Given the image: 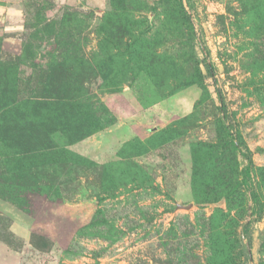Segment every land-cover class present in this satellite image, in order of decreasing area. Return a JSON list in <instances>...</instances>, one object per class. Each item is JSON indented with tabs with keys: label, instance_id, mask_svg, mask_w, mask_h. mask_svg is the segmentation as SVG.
I'll list each match as a JSON object with an SVG mask.
<instances>
[{
	"label": "rangeland",
	"instance_id": "1",
	"mask_svg": "<svg viewBox=\"0 0 264 264\" xmlns=\"http://www.w3.org/2000/svg\"><path fill=\"white\" fill-rule=\"evenodd\" d=\"M0 264H264V0H0Z\"/></svg>",
	"mask_w": 264,
	"mask_h": 264
},
{
	"label": "trees",
	"instance_id": "2",
	"mask_svg": "<svg viewBox=\"0 0 264 264\" xmlns=\"http://www.w3.org/2000/svg\"><path fill=\"white\" fill-rule=\"evenodd\" d=\"M186 24H187V27L190 31L193 30V26H192V23L190 21V19L188 17H186V20H185ZM219 101L221 103V107H220V110L222 111V117L224 119L227 118V112L225 111V104L223 102V98L221 97V95H219ZM226 128V131L228 133V135L231 137V127L230 125H226L225 126ZM232 147L234 150H237V145L235 144H232ZM242 156L245 158L246 160V165L242 168V171H241V180H240V183L246 187H248V182L250 180V168H251V159L249 157H247L246 155L242 154Z\"/></svg>",
	"mask_w": 264,
	"mask_h": 264
},
{
	"label": "water",
	"instance_id": "3",
	"mask_svg": "<svg viewBox=\"0 0 264 264\" xmlns=\"http://www.w3.org/2000/svg\"><path fill=\"white\" fill-rule=\"evenodd\" d=\"M247 252H248V255H249V257H250V252H249V249H248V247H247Z\"/></svg>",
	"mask_w": 264,
	"mask_h": 264
}]
</instances>
